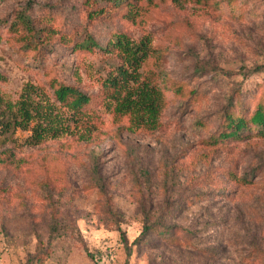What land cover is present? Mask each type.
Returning a JSON list of instances; mask_svg holds the SVG:
<instances>
[{"label": "rangeland", "instance_id": "obj_1", "mask_svg": "<svg viewBox=\"0 0 264 264\" xmlns=\"http://www.w3.org/2000/svg\"><path fill=\"white\" fill-rule=\"evenodd\" d=\"M108 1L0 0V92L56 77L96 95L99 127L37 145L0 132V264H264V133L210 141L233 91L264 104V0ZM114 31L154 38L155 84L195 89L168 87L156 130L102 104L118 59L76 47Z\"/></svg>", "mask_w": 264, "mask_h": 264}, {"label": "trees", "instance_id": "obj_2", "mask_svg": "<svg viewBox=\"0 0 264 264\" xmlns=\"http://www.w3.org/2000/svg\"><path fill=\"white\" fill-rule=\"evenodd\" d=\"M108 2L114 5L127 4L129 7L133 4L132 0ZM94 46L118 59L116 66L111 67L102 80L98 95H101L104 107L113 112L115 117L128 116L131 130L160 128L168 87L186 99L195 94V89H188L184 81L168 85L164 82L163 89L152 78L144 75L142 70L151 63L149 61L159 56V49L150 34L133 38L127 33L114 31L104 46L91 35L76 45L80 48ZM263 70L264 64L255 68V71ZM57 79L52 77L46 84L29 82L15 100L5 98L0 92V132L12 134L17 129L29 131L24 140L27 145H37L66 134L77 135L81 140L92 139L93 132L99 129L96 115L90 110L96 95ZM240 96L239 89L233 91L224 109L219 112L223 121L222 129L213 134L210 141L264 133L263 102L259 101L252 111L247 107L244 111ZM199 124L202 126L205 122L200 120ZM153 229L152 224L147 225L143 232L148 234Z\"/></svg>", "mask_w": 264, "mask_h": 264}]
</instances>
